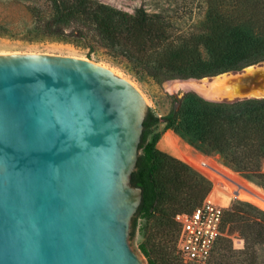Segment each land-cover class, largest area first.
<instances>
[{
    "label": "water",
    "instance_id": "obj_1",
    "mask_svg": "<svg viewBox=\"0 0 264 264\" xmlns=\"http://www.w3.org/2000/svg\"><path fill=\"white\" fill-rule=\"evenodd\" d=\"M250 77L226 90L264 98L244 96L264 95ZM148 110L132 81L88 58L0 55V264H143L129 238Z\"/></svg>",
    "mask_w": 264,
    "mask_h": 264
},
{
    "label": "trees",
    "instance_id": "obj_2",
    "mask_svg": "<svg viewBox=\"0 0 264 264\" xmlns=\"http://www.w3.org/2000/svg\"><path fill=\"white\" fill-rule=\"evenodd\" d=\"M54 25H79L102 36L157 84L201 80L264 63V0L210 2L204 21L185 35L173 36L160 14L138 9L134 15L97 0H52ZM164 116L148 110L132 184L142 202L131 222L130 240L144 221L139 244L148 264H183L174 255L179 227L175 216L192 212L206 199L212 183L182 160L158 148L163 131L264 188V98L231 102L208 100L195 91L170 96ZM220 237L206 264H264V210L236 201L225 210ZM244 240L234 250L232 234Z\"/></svg>",
    "mask_w": 264,
    "mask_h": 264
},
{
    "label": "rangeland",
    "instance_id": "obj_3",
    "mask_svg": "<svg viewBox=\"0 0 264 264\" xmlns=\"http://www.w3.org/2000/svg\"><path fill=\"white\" fill-rule=\"evenodd\" d=\"M52 0H0V55L11 54H39L55 55L76 58H88L100 65L111 68L118 75L132 81L143 94L148 108L158 116H164L171 109L170 96L181 97L189 91H196L195 88H206L212 95L204 98L231 102L238 100L239 95L232 94L226 90L224 81L235 75L237 77L257 78L264 80V63L253 65L252 68L241 70L240 73L232 72L219 78H204L198 80H168L161 85L157 84L143 68L129 61L117 49L107 46L102 36L93 30H82L79 25H54V12L51 6ZM134 15L138 9H144L148 14H160L172 26L170 33L173 36L185 35L188 30L194 28L205 20L210 2L220 0H97ZM244 96L261 97L262 93H247L248 88L244 85ZM164 124L158 127L159 132H163L160 141L164 137L176 157L212 183V190L208 197L217 204L223 205L226 210L234 202L244 201L251 203L264 210V206L255 202L246 194H233L230 188L237 190L240 186L238 182L253 192L264 197V188L258 184L243 178L225 167L219 156H207L188 145L172 131H163ZM164 145V144H163ZM173 156V155H172ZM210 163L212 172L206 171L199 166L200 162ZM218 172H217V171ZM264 170V160H263ZM210 171V170H209ZM216 171V172H215ZM226 176L218 177L216 174ZM228 181V182H227ZM236 186V187H235ZM235 187V188H234ZM230 189V190H229ZM236 195V197H234ZM245 196V197H244ZM207 197V198H208ZM248 197V198H247ZM146 228L144 221H139L137 234L134 239H129L131 248L142 259L143 264H148L142 255L139 244L144 240L143 229ZM226 234V232H225ZM225 236H228L227 234ZM232 239L234 250H242L244 240L237 233L229 236ZM174 255L182 260L178 247L174 248ZM214 255V253H213ZM212 255V256H213ZM211 256V257H212ZM183 264L184 261H182Z\"/></svg>",
    "mask_w": 264,
    "mask_h": 264
},
{
    "label": "built area",
    "instance_id": "obj_4",
    "mask_svg": "<svg viewBox=\"0 0 264 264\" xmlns=\"http://www.w3.org/2000/svg\"><path fill=\"white\" fill-rule=\"evenodd\" d=\"M199 166L213 171L206 162ZM207 197L192 212L175 216L179 227L177 247L185 264H206L213 255L220 237L226 235L222 230L226 209Z\"/></svg>",
    "mask_w": 264,
    "mask_h": 264
},
{
    "label": "bare ground",
    "instance_id": "obj_5",
    "mask_svg": "<svg viewBox=\"0 0 264 264\" xmlns=\"http://www.w3.org/2000/svg\"><path fill=\"white\" fill-rule=\"evenodd\" d=\"M222 76V75H221ZM203 80V79H202ZM202 80H198V81H202ZM195 92L196 93H198L199 95H201L202 97H203V95H204V97L205 96H209V95H212L213 93L212 92H210L209 91V89H206V88H195ZM202 162H205V161H202ZM202 162H200V164H202ZM199 164V165H200ZM211 167H213L210 163H208ZM206 171H208V172H212V171H209V170H207L206 169ZM217 171V170H216ZM215 171V172H216ZM218 172V171H217ZM220 174V173H219ZM218 177H222L223 178V181H226L225 179H224V177L226 178V176H224V175H222V174H220V175H218V174H216ZM228 182V181H227ZM239 186H240V188H238L237 190H235V189H232V188H230L229 190L233 193V194H239V195H241V194H246V195H248L250 198H252V199H254L255 200V202L257 201L258 203H260L261 205H263L264 206V197L263 196H261L259 193H256V192H253L251 189H248L247 187H245L244 185H242V184H240L239 182L237 183ZM236 187V186H235ZM234 187V188H235ZM245 197V196H244ZM248 198V197H247Z\"/></svg>",
    "mask_w": 264,
    "mask_h": 264
},
{
    "label": "crops",
    "instance_id": "obj_6",
    "mask_svg": "<svg viewBox=\"0 0 264 264\" xmlns=\"http://www.w3.org/2000/svg\"><path fill=\"white\" fill-rule=\"evenodd\" d=\"M165 138H166V137H164L162 141H159V142H158V145H157L158 148H159L160 150L166 152V153H169V154L173 155V156L179 157L178 155H176V153H174V152L172 151V148L170 147V145L167 144V142H164V141H165ZM163 144H164V145H163Z\"/></svg>",
    "mask_w": 264,
    "mask_h": 264
}]
</instances>
